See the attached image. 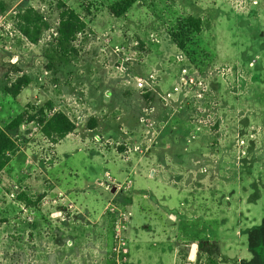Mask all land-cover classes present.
Listing matches in <instances>:
<instances>
[{
	"label": "rangeland",
	"instance_id": "1",
	"mask_svg": "<svg viewBox=\"0 0 264 264\" xmlns=\"http://www.w3.org/2000/svg\"><path fill=\"white\" fill-rule=\"evenodd\" d=\"M59 1L86 23L73 51L55 41ZM112 1L0 0V127L37 108L75 124L11 132L0 264H110V205L128 215L125 264H264L246 233L264 219V0H139L120 18ZM27 7L50 25L35 45L15 29ZM188 15L203 31L181 51L169 31Z\"/></svg>",
	"mask_w": 264,
	"mask_h": 264
},
{
	"label": "trees",
	"instance_id": "2",
	"mask_svg": "<svg viewBox=\"0 0 264 264\" xmlns=\"http://www.w3.org/2000/svg\"><path fill=\"white\" fill-rule=\"evenodd\" d=\"M138 1L139 0H113L107 5V11L113 17L120 18L126 15ZM57 7L60 9L58 25L55 31L57 48L59 51L69 48L72 50V43L76 40L77 35L84 32L86 23L81 19L78 13L66 6L63 1H59ZM4 11L5 7L0 3V18L4 14ZM14 19L15 29L32 45L38 44L44 31L50 28L45 17L33 7H27L26 9L18 11ZM202 31L203 23L201 19L188 15L174 22L169 31V37L172 43L179 50L183 51L187 48V45L201 36ZM30 82L29 77L21 76L6 89V92L10 97L16 98L21 90L27 87ZM44 110L45 108H37L30 112L23 111L11 117L3 127H0V173L9 165L11 157L19 150L18 141L12 136L11 132L18 130L21 125L35 122L40 127L43 136L53 140H61L75 130L74 122L63 112L55 111L50 113L49 116H46L44 115ZM89 122V128L93 129L96 125L95 120L90 119ZM242 162L245 174H252L256 166L255 161H247L246 158H244ZM251 187L255 188V183H252ZM253 198L257 199V196ZM18 200L23 202L26 206H35L36 204L24 195H19ZM246 233L249 235L251 248L257 262L260 258L258 259L259 254L255 248L259 245H264V219L259 226L251 227ZM199 246L200 245H198V247ZM201 247H203V245ZM199 256V254L196 255V264L200 263ZM206 264H216V261L212 258H208Z\"/></svg>",
	"mask_w": 264,
	"mask_h": 264
},
{
	"label": "built area",
	"instance_id": "3",
	"mask_svg": "<svg viewBox=\"0 0 264 264\" xmlns=\"http://www.w3.org/2000/svg\"><path fill=\"white\" fill-rule=\"evenodd\" d=\"M2 19L3 18H1L0 21H2ZM137 85L141 87L142 83L139 82ZM107 210L111 217L113 232V246L109 255V257H111L110 264H125L127 262L128 250L125 243L124 231L128 215L116 205H110Z\"/></svg>",
	"mask_w": 264,
	"mask_h": 264
},
{
	"label": "crops",
	"instance_id": "4",
	"mask_svg": "<svg viewBox=\"0 0 264 264\" xmlns=\"http://www.w3.org/2000/svg\"><path fill=\"white\" fill-rule=\"evenodd\" d=\"M36 201H37V204H38L39 203V200L37 199Z\"/></svg>",
	"mask_w": 264,
	"mask_h": 264
},
{
	"label": "water",
	"instance_id": "5",
	"mask_svg": "<svg viewBox=\"0 0 264 264\" xmlns=\"http://www.w3.org/2000/svg\"><path fill=\"white\" fill-rule=\"evenodd\" d=\"M195 253H196V251H195Z\"/></svg>",
	"mask_w": 264,
	"mask_h": 264
}]
</instances>
